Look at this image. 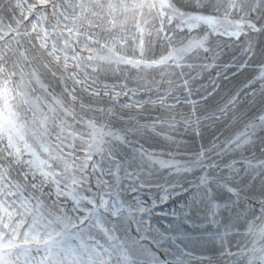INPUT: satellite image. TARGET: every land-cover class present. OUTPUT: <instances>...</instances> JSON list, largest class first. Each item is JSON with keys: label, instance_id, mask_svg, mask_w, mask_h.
Here are the masks:
<instances>
[{"label": "snow or ice", "instance_id": "6c2138e0", "mask_svg": "<svg viewBox=\"0 0 264 264\" xmlns=\"http://www.w3.org/2000/svg\"><path fill=\"white\" fill-rule=\"evenodd\" d=\"M213 36L244 38L247 60L237 68L260 65L248 85L264 82V0H0V264H112L113 253L116 264H132L117 233L143 224L134 214L148 206L138 193L156 186L160 200L169 197L157 166L199 167V187L216 170L233 174L237 161L223 157L264 129V83L254 117L238 107L241 92L223 104L213 105L212 92L192 99L193 73L219 57ZM157 42L167 53L158 58ZM126 68L138 70L135 88L127 76L106 82ZM230 112L236 132L201 145L182 166L174 153L189 150L172 135L177 124L199 135ZM157 138L167 159L141 143ZM255 161L248 166L264 169ZM226 187L240 197L238 186ZM258 203L247 229L264 236V198ZM208 207L214 219L222 205L210 199ZM242 243L225 256L243 255ZM165 253L175 260L152 255L153 264H191L183 249ZM258 259L264 264V248Z\"/></svg>", "mask_w": 264, "mask_h": 264}, {"label": "rangeland", "instance_id": "374dc122", "mask_svg": "<svg viewBox=\"0 0 264 264\" xmlns=\"http://www.w3.org/2000/svg\"><path fill=\"white\" fill-rule=\"evenodd\" d=\"M211 39L214 44L220 46V54L218 59L212 62L213 66L200 71L199 75L193 73L195 79L191 81L194 93L192 99L200 101L201 95L212 92L213 96L209 99L213 105L223 104L229 95L241 92V104L238 106L241 112L246 113L248 117L258 115L256 109L259 107L260 89L264 82L256 80L248 85V81L259 75L261 66L253 63L244 70L237 68L240 61L247 60L243 52L244 38L237 40L226 36H213ZM260 43L258 38L257 44ZM162 52L161 44L157 42L156 57ZM137 71L126 68L123 73L111 75L106 82L122 83L125 81L118 77L127 76L128 86L135 88L136 81L132 77L136 76ZM143 75L148 80L155 78L167 87L166 81L161 80L158 72L147 70ZM254 99L257 102L255 106L249 103ZM182 110L190 111V106L185 105ZM231 116L232 112L211 127L201 129L199 135L183 123L177 124L172 135L189 151L185 152L182 148L175 152L176 160L183 166L184 160L201 145H208L217 137L219 142L233 135L236 129L231 127ZM141 143L150 151H164V158H168V150L160 147L158 138L148 139L147 142L142 140ZM223 159L237 161L233 174H226L223 169L216 170L214 182L205 187H199L196 183L198 177L204 174L199 167L187 171L182 167V170L177 172L174 168L157 166L154 179L159 185L169 189V197L160 200L159 196L163 195V192L156 186L150 191L146 189L138 193L140 199L148 206L146 213L134 214L143 224L137 230V224L133 222L126 234L124 231L117 233L119 240L116 243L120 245V252L128 255L132 264H153L152 255L174 261L175 257L166 255L165 249L172 253L176 247L191 254L190 257H185L186 260H191V264H248L249 260L252 264H260L258 257L260 249L264 248V236H261L259 226L249 233L247 224L254 219V214L260 215L258 201L264 198V169H253L248 166V161L256 164L255 160L264 159V129L257 128L251 144L245 145L243 150L228 152ZM228 184L240 188L241 195L238 199L227 190ZM132 195L122 193V198L127 197L130 200ZM210 199L222 205L214 219L209 215ZM157 230L163 233V239ZM241 241L243 255L225 256L226 250L233 253L240 251L236 245ZM101 243L104 241L101 240ZM105 246L107 247V244ZM117 255L113 253L112 264H116Z\"/></svg>", "mask_w": 264, "mask_h": 264}]
</instances>
